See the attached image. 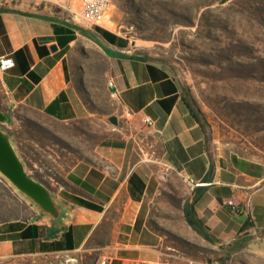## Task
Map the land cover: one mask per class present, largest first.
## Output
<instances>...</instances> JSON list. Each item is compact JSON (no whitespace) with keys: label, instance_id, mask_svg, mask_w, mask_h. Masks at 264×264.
Returning a JSON list of instances; mask_svg holds the SVG:
<instances>
[{"label":"crops","instance_id":"1","mask_svg":"<svg viewBox=\"0 0 264 264\" xmlns=\"http://www.w3.org/2000/svg\"><path fill=\"white\" fill-rule=\"evenodd\" d=\"M86 45L109 61L100 86L118 123L77 157L75 144L86 141L101 109L93 74L74 58ZM143 50L60 6H0V59L15 62L0 70V111L8 116L0 126L60 210L55 219L20 196L24 214L0 221V260L74 253L106 231V264H157L177 252L175 230L186 243L204 241L187 221L189 203L228 264H264V157L210 130L191 110L178 73ZM167 260L161 264H172Z\"/></svg>","mask_w":264,"mask_h":264},{"label":"rangeland","instance_id":"2","mask_svg":"<svg viewBox=\"0 0 264 264\" xmlns=\"http://www.w3.org/2000/svg\"><path fill=\"white\" fill-rule=\"evenodd\" d=\"M112 2L100 23L130 37L146 55H155L172 67L216 135L237 150L264 157V0ZM82 50V57L74 58L80 71L93 74L92 93L101 102V109L94 111L86 141L75 144L77 157L84 155L86 147L95 148L112 134L110 118L116 113L113 101L105 97L100 86L109 61L95 46L86 45ZM3 99L0 91V101ZM47 123L56 131L63 130ZM1 179L13 192L0 182V221L21 216L25 209L18 198L24 196ZM106 233H98L96 239L74 253L18 256L0 260V264H100V238ZM179 235L175 230L172 238L177 252L172 257L162 256L157 264L164 263L165 258L172 264H228V258L214 243L207 239L186 243Z\"/></svg>","mask_w":264,"mask_h":264},{"label":"water","instance_id":"3","mask_svg":"<svg viewBox=\"0 0 264 264\" xmlns=\"http://www.w3.org/2000/svg\"><path fill=\"white\" fill-rule=\"evenodd\" d=\"M8 116L0 111V125ZM110 121L117 124L116 116ZM0 176L7 180L22 196L34 203L42 212L55 219L60 218V210L53 193L41 182L30 176L16 151L9 135L0 126Z\"/></svg>","mask_w":264,"mask_h":264},{"label":"built area","instance_id":"4","mask_svg":"<svg viewBox=\"0 0 264 264\" xmlns=\"http://www.w3.org/2000/svg\"><path fill=\"white\" fill-rule=\"evenodd\" d=\"M12 0H0V6H7ZM36 3H49L65 8L77 19L85 24H99L104 16L111 10L112 0H32ZM74 2H79L77 7ZM15 62L11 57L0 59V70L6 71L14 67ZM112 84V82H110ZM147 121L149 119L147 118ZM107 260H103L101 264H106Z\"/></svg>","mask_w":264,"mask_h":264},{"label":"trees","instance_id":"5","mask_svg":"<svg viewBox=\"0 0 264 264\" xmlns=\"http://www.w3.org/2000/svg\"><path fill=\"white\" fill-rule=\"evenodd\" d=\"M190 108L194 112L195 116L199 120H202V117H201L200 113L197 111L196 107L193 108L190 105ZM185 215H186V218H187V221L189 222V224L191 226H193L202 236H204L205 239H207L211 243H216V240L212 236H210L206 231H204L203 228L201 227V223L196 220V218L194 216L192 205H190L189 203L185 207Z\"/></svg>","mask_w":264,"mask_h":264}]
</instances>
